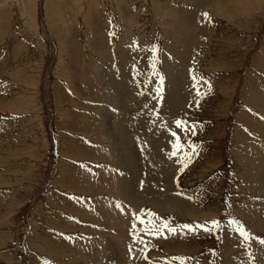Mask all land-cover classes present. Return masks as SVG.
Listing matches in <instances>:
<instances>
[{"label":"rangeland","instance_id":"1","mask_svg":"<svg viewBox=\"0 0 264 264\" xmlns=\"http://www.w3.org/2000/svg\"><path fill=\"white\" fill-rule=\"evenodd\" d=\"M260 159L264 0H0V264H264Z\"/></svg>","mask_w":264,"mask_h":264},{"label":"snow or ice","instance_id":"2","mask_svg":"<svg viewBox=\"0 0 264 264\" xmlns=\"http://www.w3.org/2000/svg\"><path fill=\"white\" fill-rule=\"evenodd\" d=\"M205 17H208V13H203ZM153 51H156L154 48ZM195 80V76L193 77ZM163 80V77H161V81ZM159 91V90H158ZM175 124L177 125L178 128H183L186 132L189 130L187 122L184 120H176ZM192 128H195V125H192ZM172 136H174L175 142L173 143V151L171 152L170 155L176 156L177 151L183 147L181 144L180 137L177 135L175 131L172 132ZM195 146H193L194 148ZM191 155L192 153L190 152H185L184 153V159L182 161H178L183 164L184 167H187V164L191 161ZM180 171H183V168L180 169ZM150 215L155 216L156 214L150 213ZM148 227H146L145 231L149 232L152 235H161L163 234L164 229H167L168 232L170 233H176L177 228L181 230H188L190 232L195 233L198 229H203L206 232H212L215 229H220L222 227L221 222L217 219H213L210 221H205V222H197L195 224H183V225H178V226H171L169 224V221L167 220H161V223L159 225L155 224L153 221H148ZM228 223L232 226H234V230L239 233L241 237H243L245 240H249L251 238V234L247 231L245 226L243 225L242 222H240L237 219H230ZM260 243L264 244V239L260 240ZM213 254H215V250H212ZM147 258V257H145ZM172 261H179V264H186L187 258L183 256H178V257H172ZM45 264H51L50 261H45Z\"/></svg>","mask_w":264,"mask_h":264},{"label":"bare ground","instance_id":"3","mask_svg":"<svg viewBox=\"0 0 264 264\" xmlns=\"http://www.w3.org/2000/svg\"><path fill=\"white\" fill-rule=\"evenodd\" d=\"M106 46H107V45H106ZM106 46H105V47H106ZM100 48H101V47H100ZM106 48H107V47H106ZM101 49H102V48H101ZM168 80H169V79H168ZM167 82H168V81H167ZM109 84H110V83H109ZM262 96H263V95H262ZM104 98H105V97H104ZM171 99H172V98H171ZM171 99H170V100H171ZM173 99H174V98H173ZM106 101H107V100H106ZM172 101L174 102L175 100H172ZM170 102H171V101H170ZM257 102H258V101H257ZM168 104H169V103H168ZM171 104H172V102H171ZM171 104H170V105H171ZM173 105H174V104H173ZM174 106H175V105H174ZM179 107H180V106H179ZM170 108H171V107H170ZM171 109H172V108H171ZM261 125H262V124H261ZM121 132H122V131H121ZM260 157H261V156H260ZM255 158H256V157H255ZM254 160H255V159H254ZM258 161H259V163H258V164H259L258 169L264 171V163L262 162L261 159L258 160ZM254 162H255V161H254ZM256 162H257V161H256ZM255 164H256V163H255ZM261 173L263 174L264 172H261ZM116 178H117V177H116ZM113 180H114V179H113ZM263 181H264V180H263ZM114 186H115V185H114ZM124 187H125L124 180H122V181L120 180V182H117V188H116V191H117V192H120V190H121L122 192H124V189H125ZM263 189H264V187H263ZM138 202H139V201H138ZM158 205H159V204H158ZM119 210H120V208H119ZM132 216H133V215H132ZM113 222H114V221H113ZM135 222H136V221H135ZM262 222H263V221H262ZM101 223H102V222H101ZM103 224H104V221H103ZM103 224H102V225H103ZM110 224H111V223H110ZM121 231H123V230H121ZM124 231H125V229H124ZM104 232H105V231H104ZM104 232L102 231L101 233H99V235H100V234H101V235H102V234L104 235ZM101 235H100V236H101ZM118 236H119V235H118ZM101 237H102V236H101ZM101 237H100V239H101ZM104 237H105V236H104ZM98 239H99V237H98ZM98 239H97V240H98ZM124 239H125V238H124ZM95 240H96V238H95ZM108 241H109V240H108ZM108 241H107V242H108ZM105 242H106L105 239L102 240V241L100 242L101 246H103L104 249H106V247H104ZM107 242H106V243H107ZM97 243H98V242H97ZM109 243H110V242H108V244H109ZM123 243H124V242H123ZM102 244H103V245H102ZM126 244H127V243H126ZM93 245H94V244H93ZM99 247H100V246H99ZM107 248H108V247H107ZM111 250H112V249H111ZM105 251L107 252L108 249L105 250ZM105 251H104V253H103V256H104V257L106 256V255H105ZM109 251H110V250H109ZM112 251H113V250H112ZM112 251H111V252H112ZM93 252H94V251H93ZM95 252H96V250H95ZM95 252H94V253H95ZM94 253H93V254H94ZM93 254H92V255H93ZM95 254H97V253H95ZM109 254H110V253H109ZM111 254H112V253H111ZM122 254H123V253H122ZM88 256H89V255H88ZM94 256H95V259H96V257H99V256H97V255H94ZM109 256H111V255H109ZM240 256H241V255H240ZM132 257H133V256H132ZM134 257H135V256H134ZM100 258H101V256H100ZM100 258H97V260L100 259ZM107 258H108V257H107ZM114 258H115V257H114ZM114 258H112V259L114 260ZM93 259H94V258H93ZM102 259H103V258H102ZM97 260H96V261H97ZM107 260H108V259H107ZM115 260H116V259H115ZM93 261H94V260H93ZM141 261H142V260H141ZM110 262H111V261H110ZM90 263H91V262H90ZM129 264H130V263H129ZM239 264H240V263H239Z\"/></svg>","mask_w":264,"mask_h":264}]
</instances>
